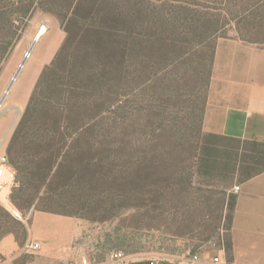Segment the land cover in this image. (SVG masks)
<instances>
[{
  "label": "rangeland",
  "instance_id": "rangeland-1",
  "mask_svg": "<svg viewBox=\"0 0 264 264\" xmlns=\"http://www.w3.org/2000/svg\"><path fill=\"white\" fill-rule=\"evenodd\" d=\"M244 61L263 75L264 0H0V264L220 247L226 196L196 156Z\"/></svg>",
  "mask_w": 264,
  "mask_h": 264
},
{
  "label": "crops",
  "instance_id": "crops-1",
  "mask_svg": "<svg viewBox=\"0 0 264 264\" xmlns=\"http://www.w3.org/2000/svg\"><path fill=\"white\" fill-rule=\"evenodd\" d=\"M248 64L244 61L238 73L218 80L224 86L222 100L211 105L206 141L196 156L200 184L225 193V208L230 196L235 200L229 254L224 242L230 264H264V72L255 79ZM205 248L210 258L219 252V247Z\"/></svg>",
  "mask_w": 264,
  "mask_h": 264
},
{
  "label": "built area",
  "instance_id": "built-area-1",
  "mask_svg": "<svg viewBox=\"0 0 264 264\" xmlns=\"http://www.w3.org/2000/svg\"><path fill=\"white\" fill-rule=\"evenodd\" d=\"M6 165H8L7 156L0 154V201H7L9 199L7 194L8 182L3 175ZM236 190H239V187ZM42 245L41 241L28 244L26 246L27 254L34 255L35 253H40ZM69 250L71 253H67L61 259V264H160L161 262L156 260L136 262L122 250L111 251L106 254L103 260H98L94 255L85 253L82 244H79V242L75 246H71ZM178 262L187 264H230L225 256L224 240L221 242L218 254L214 257L204 256L202 249L198 252L189 250L178 259Z\"/></svg>",
  "mask_w": 264,
  "mask_h": 264
},
{
  "label": "trees",
  "instance_id": "trees-1",
  "mask_svg": "<svg viewBox=\"0 0 264 264\" xmlns=\"http://www.w3.org/2000/svg\"><path fill=\"white\" fill-rule=\"evenodd\" d=\"M27 114H24L22 120L20 121L18 128L16 132L14 133L13 140L17 139L19 133L21 132V129L23 128L24 121L26 118ZM206 139L205 137H201L200 142H199V148L198 152L200 150L201 143L205 142ZM11 154V151H9ZM235 211V200L233 196H230L229 202H228V207L226 208V214L224 216V228H225V233H226V239H224L225 246L227 253L229 254L231 251V241H230V235H231V229H232V224H233V215Z\"/></svg>",
  "mask_w": 264,
  "mask_h": 264
},
{
  "label": "bare ground",
  "instance_id": "bare-ground-1",
  "mask_svg": "<svg viewBox=\"0 0 264 264\" xmlns=\"http://www.w3.org/2000/svg\"><path fill=\"white\" fill-rule=\"evenodd\" d=\"M42 35H43V33L40 32L39 36L37 37V40H38ZM17 74H20V70L17 72ZM12 87H13V83L10 84V86H9L8 89L11 90ZM9 90H8V92H9ZM7 94H8V93H7ZM9 132H10V130L7 132V134H6V136H5L4 140H3V142L6 140V138H7L8 134H9Z\"/></svg>",
  "mask_w": 264,
  "mask_h": 264
}]
</instances>
